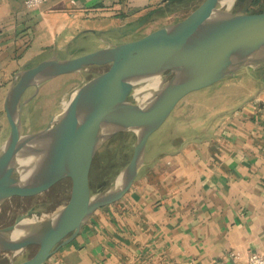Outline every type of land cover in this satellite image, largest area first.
<instances>
[{
	"label": "crops",
	"instance_id": "1",
	"mask_svg": "<svg viewBox=\"0 0 264 264\" xmlns=\"http://www.w3.org/2000/svg\"><path fill=\"white\" fill-rule=\"evenodd\" d=\"M163 1H0V147L17 71L85 36L92 50L132 40L131 28ZM186 97L150 136L124 197L96 209L45 264L242 263L264 252V81L242 72Z\"/></svg>",
	"mask_w": 264,
	"mask_h": 264
},
{
	"label": "water",
	"instance_id": "2",
	"mask_svg": "<svg viewBox=\"0 0 264 264\" xmlns=\"http://www.w3.org/2000/svg\"><path fill=\"white\" fill-rule=\"evenodd\" d=\"M224 1L202 0L184 18L139 38L79 55L73 50L55 53L17 71L4 100L10 131L0 147V205L14 196L41 193L64 178L71 179V191L67 203L46 218H38V203L0 227V253L11 259L38 246L31 257L6 264H45L96 209L122 199L146 163L150 136L187 94L235 80L242 72L264 81V11H247L251 0L239 10ZM151 15L145 14L131 30ZM92 65L108 67L71 91L78 92L62 116L56 118L60 102L44 128L25 132L31 118L29 113L23 117L24 106L41 84ZM157 76L164 86L138 100L137 88ZM30 87L34 91L24 97ZM129 131L136 133L129 162L114 181L93 193L90 171L96 152L114 135ZM33 158L36 164L24 169L22 160ZM33 216L38 218L33 228L16 233Z\"/></svg>",
	"mask_w": 264,
	"mask_h": 264
},
{
	"label": "rangeland",
	"instance_id": "3",
	"mask_svg": "<svg viewBox=\"0 0 264 264\" xmlns=\"http://www.w3.org/2000/svg\"><path fill=\"white\" fill-rule=\"evenodd\" d=\"M201 1L202 0H194L188 2L182 0L164 3L157 12L151 15L150 19L144 25L135 30H131L132 33L128 38H139L149 30H153L165 24L174 23L184 18ZM234 1L235 2H233L230 7L236 10L241 9V5L247 3H244L243 0ZM252 4L254 7L251 8V12L264 10V0ZM90 46L89 37L85 36L81 38L79 47L73 51L75 55H79L91 51L94 47ZM63 55H65V53H63ZM107 67L108 65H92L80 71L58 75L41 84L37 94L24 106L23 117L26 113H29L31 118L30 127L26 129L25 132H34L44 128L51 117L53 108H56L64 97H67L68 94L84 80H88L103 72ZM33 91L34 87H30L26 91L24 97L29 96ZM246 91H244L245 94ZM214 94L217 95L221 93H217L214 90L209 96H201V98H211V95ZM187 99H189V97L185 96L182 100ZM224 101H226V99H224ZM228 103L230 102L228 101ZM178 109L179 107H177L176 110ZM135 139L136 133L133 131L120 132L105 141L98 149L94 156L90 171V183L93 193H96L99 188H105L118 177L119 173L132 156ZM70 191L71 179L64 178L48 190L36 195L25 197L14 196L6 200L0 205V227L11 224L18 214L24 213L27 209L38 203L42 204L37 207L39 211L38 218H46L67 203ZM33 218L38 220L35 216H33ZM37 249V245H31L16 254L12 259L9 254L0 253V264H6L10 260H13L14 263L21 262L31 257Z\"/></svg>",
	"mask_w": 264,
	"mask_h": 264
},
{
	"label": "bare ground",
	"instance_id": "4",
	"mask_svg": "<svg viewBox=\"0 0 264 264\" xmlns=\"http://www.w3.org/2000/svg\"><path fill=\"white\" fill-rule=\"evenodd\" d=\"M232 2H233V0H225L224 1L226 6H230L232 4ZM163 86H164V84L162 83L160 77H158V76L148 80L145 84H142L141 86H139L137 88L138 100L144 101V100L150 98L151 94H154V92H156V91L158 92ZM77 92L78 91L75 90V91L71 92L70 95L63 98V100L61 101V103L57 107L56 118H59L60 116H62L64 111L70 105L71 101L75 98ZM36 162H37V158L36 159L33 158V159L22 160L21 163L23 164L24 169H30L29 165L31 164V167H33L36 164ZM36 222H37V220H35L33 217L25 219L22 222V224L19 226V229L17 230L16 233L22 234V233L28 232L29 230H31L33 228V226ZM6 254H9V253H6Z\"/></svg>",
	"mask_w": 264,
	"mask_h": 264
},
{
	"label": "built area",
	"instance_id": "5",
	"mask_svg": "<svg viewBox=\"0 0 264 264\" xmlns=\"http://www.w3.org/2000/svg\"><path fill=\"white\" fill-rule=\"evenodd\" d=\"M6 1V0H0ZM49 0H24L25 6L28 8L38 7ZM232 255H234L232 253ZM236 257V256H235ZM211 264H264V252H251L246 260L242 263H229L227 261L214 262Z\"/></svg>",
	"mask_w": 264,
	"mask_h": 264
},
{
	"label": "trees",
	"instance_id": "6",
	"mask_svg": "<svg viewBox=\"0 0 264 264\" xmlns=\"http://www.w3.org/2000/svg\"><path fill=\"white\" fill-rule=\"evenodd\" d=\"M172 1L175 2V1H182V0H164L159 6H157L154 10L151 11L152 14L155 13V12H157V11L160 9V7H162V5H163L164 3H166V2L168 3V2H172ZM186 1H188V2H192V1H194V0H186ZM259 1H260V0H252L251 3H256V2L259 3ZM243 2L246 3L247 1L243 0ZM162 9H163V8H162ZM247 11H250L249 8H247ZM260 11H264V10H260ZM250 12H251V11H250Z\"/></svg>",
	"mask_w": 264,
	"mask_h": 264
}]
</instances>
